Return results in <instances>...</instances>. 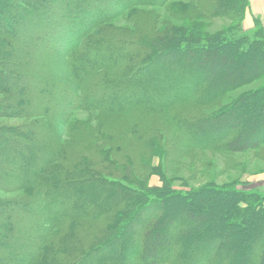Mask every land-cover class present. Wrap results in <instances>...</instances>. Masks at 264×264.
Wrapping results in <instances>:
<instances>
[{
	"label": "trees",
	"instance_id": "16d2710c",
	"mask_svg": "<svg viewBox=\"0 0 264 264\" xmlns=\"http://www.w3.org/2000/svg\"><path fill=\"white\" fill-rule=\"evenodd\" d=\"M85 1L95 3L19 0L22 11L0 0V13L18 22L0 25V119L29 120L0 126V192L24 193L0 198L12 217L0 219V264H264V192L233 182L184 193L166 175L183 148L233 154L264 144V84L212 116L179 108L208 107L264 80L260 21L248 34L244 13L234 15L249 0H134L125 10L135 29L109 25L107 9ZM140 6L167 7L180 24L153 30L140 19L157 17ZM218 17L235 25L207 33L205 20ZM81 110L108 120L93 127L73 118ZM69 123L75 145L61 140ZM153 175L163 186L148 184Z\"/></svg>",
	"mask_w": 264,
	"mask_h": 264
},
{
	"label": "rangeland",
	"instance_id": "374dc122",
	"mask_svg": "<svg viewBox=\"0 0 264 264\" xmlns=\"http://www.w3.org/2000/svg\"><path fill=\"white\" fill-rule=\"evenodd\" d=\"M6 1H7V4L13 9H22V11L28 10L27 7L25 8V6L20 5L19 0H6ZM93 1H95V3H92V2L88 3L85 1L84 4H87L88 6L87 9H89V11H91L94 7L98 9V7L95 5L97 3L102 5L101 12L107 9V12L105 13L103 12L101 16L102 18L106 16L107 17L111 16L112 20L111 22H109V25H113L114 27H118L121 29H126V28L135 29V27L138 28V25L134 24L135 19H133L132 17L134 10L133 12H127L126 11L127 9L125 10L127 4L135 2L134 0H124V2L119 5L115 3H110L109 7L105 6L108 2L105 3L102 0H93ZM183 2L189 3L190 0H169L167 4L168 3H183ZM241 5L244 6L245 2L243 1ZM117 7L121 11L120 14L116 13ZM137 9L143 13H149V14L153 13L154 16L157 17L155 19H151V18L150 19L149 18L140 19V23H143L145 26H148V27L152 26L153 30H154V26H159L161 28V26L165 24V21H172L175 24H180V22L173 20V18L170 17L167 7L165 8V7H157V6L156 7H150V6L141 7L140 6V7H137ZM137 9H135V11ZM89 11H84V13L89 14L90 13ZM242 12L245 15L242 21L244 33H248V34L252 33L254 35L255 30L258 29L256 20L260 21V24L262 27L261 29L264 33V0H249L248 7H245V10L243 7H241V9L240 8L236 9L234 11L235 13L234 15H236L237 17ZM30 16L35 17V15L33 14H30ZM44 21L45 19H43L42 22L40 23H44ZM205 21L207 22V24L205 23ZM205 21L203 23L206 24V32L211 33V34H217L235 25V23L233 24V22L229 20L227 17L226 18L218 17V18H211V19L208 18ZM72 22H75V21H73L71 17V20L69 21V23L68 22L64 23L66 25L68 24L66 28L69 27L70 24L72 25ZM19 23L21 22L19 21ZM5 24H8L11 29H12V26H14L16 29L18 27V22H15L9 18V14L7 13V10H3L0 13V25H5ZM40 25H37V26L35 25L36 29H38ZM24 44L26 45V43H23V45ZM27 45L30 46L29 48L33 47V43L30 40L27 41ZM58 47L59 46H53V47H48V49L51 51V53L58 54L59 58L64 59L62 55L64 54L65 51L61 50L62 48L60 49ZM155 74H157V72H155ZM139 77H142V74ZM263 84H264V80L255 82L250 86L244 87L238 91L230 93L226 99L219 101L208 107L195 108L193 107L192 104L187 103L186 105L179 106V108L181 107L183 110L184 109L186 110V108L187 109L194 108V109L199 110V113H203L206 116H209V115L212 116L215 113H217L219 110H221L222 108L229 106L233 102V100L237 99L240 95L246 94L248 92H252L260 88ZM67 101L69 102L68 99ZM62 105H63V108L66 109L67 106H65V104H62ZM73 105H75V103L71 102L70 106L72 107ZM73 114H74L73 116L74 119L79 120L81 122H88L90 123V125L96 128H98L101 122L108 120L107 117L102 116V114L97 111L87 112V111L81 110V111H75ZM25 123H29V120L13 119V118H6V119L1 118L0 119V126L6 125V127H21ZM69 125L70 123L65 124V125L63 124L60 125L62 129L64 128L63 129L64 134L61 136L62 137L61 140L64 144L75 145L69 139L68 137L69 135L66 133ZM158 125L159 127L164 126L167 129L172 127V126L169 127L170 125L169 123L163 124L159 122ZM171 136H172L171 137L172 141L181 140V137L179 135L175 134ZM106 146H108V144L106 145L105 143L103 144L101 143V147H106ZM179 154H180L179 158H177L173 162L172 166L169 167V169L167 168L166 170L167 177L174 181L173 188H175L177 191L187 193L193 190L202 189L212 184H215L217 186H226V185L232 184L233 182H237V183H241L240 187L244 190L256 189V190L264 192V144L260 147L259 150L247 151L244 153L219 154V153H211L209 151H202V150L192 149V148H188V149L183 148ZM161 162H162V158L160 156H156L155 159L153 160V165L160 166ZM22 169L23 168H21L20 170H17L16 172L12 170L11 172H15L17 175H19L20 173L24 171ZM148 184L151 187L163 186V182L160 176L158 175L151 176L148 180ZM22 194L24 193L6 194L5 192H0V198L4 199L3 201H9V200L14 201L18 199V197ZM151 198L153 200L156 199L155 197H152V196ZM19 214L20 212L17 213V215ZM2 218H7L8 220L12 217L8 214H1L0 212V219ZM25 220L26 222H28L29 218ZM208 228L207 226L206 227L203 226L199 228L201 238L202 237L204 238V233L206 230H208ZM34 232L35 234H39V231L34 230ZM14 240H17V238L16 237L13 238V241ZM9 247H10L9 245L4 244L2 246V249L3 251H6V248H9ZM117 252H119L120 254L119 249ZM1 254L2 253L0 251V255ZM114 254L115 253L112 250H109L108 256L105 258L106 259L108 257L111 258L113 257ZM11 261L12 260L10 259L8 263L9 262L11 263ZM90 264H95V263L92 262Z\"/></svg>",
	"mask_w": 264,
	"mask_h": 264
},
{
	"label": "crops",
	"instance_id": "0c3cea01",
	"mask_svg": "<svg viewBox=\"0 0 264 264\" xmlns=\"http://www.w3.org/2000/svg\"><path fill=\"white\" fill-rule=\"evenodd\" d=\"M248 19V18H247Z\"/></svg>",
	"mask_w": 264,
	"mask_h": 264
}]
</instances>
